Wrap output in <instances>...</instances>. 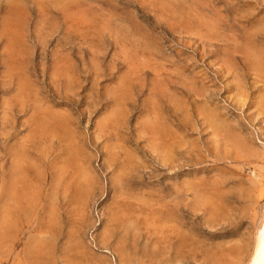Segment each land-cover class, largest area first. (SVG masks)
<instances>
[{
    "label": "rangeland",
    "instance_id": "1",
    "mask_svg": "<svg viewBox=\"0 0 264 264\" xmlns=\"http://www.w3.org/2000/svg\"><path fill=\"white\" fill-rule=\"evenodd\" d=\"M264 222V0H0V264H250Z\"/></svg>",
    "mask_w": 264,
    "mask_h": 264
},
{
    "label": "bare ground",
    "instance_id": "2",
    "mask_svg": "<svg viewBox=\"0 0 264 264\" xmlns=\"http://www.w3.org/2000/svg\"><path fill=\"white\" fill-rule=\"evenodd\" d=\"M250 264H264V222L258 232L257 244Z\"/></svg>",
    "mask_w": 264,
    "mask_h": 264
}]
</instances>
